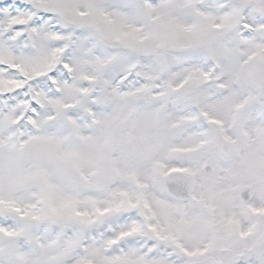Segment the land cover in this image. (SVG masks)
<instances>
[{
  "label": "snow or ice",
  "instance_id": "1",
  "mask_svg": "<svg viewBox=\"0 0 264 264\" xmlns=\"http://www.w3.org/2000/svg\"><path fill=\"white\" fill-rule=\"evenodd\" d=\"M0 264H264V0H0Z\"/></svg>",
  "mask_w": 264,
  "mask_h": 264
}]
</instances>
